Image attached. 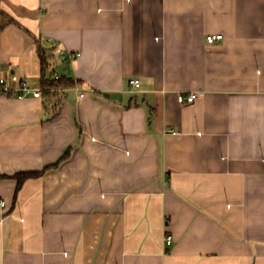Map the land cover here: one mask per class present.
Masks as SVG:
<instances>
[{
    "label": "crops",
    "instance_id": "obj_1",
    "mask_svg": "<svg viewBox=\"0 0 264 264\" xmlns=\"http://www.w3.org/2000/svg\"><path fill=\"white\" fill-rule=\"evenodd\" d=\"M1 9L0 78L42 90L34 37L76 86L0 94V264H264V0Z\"/></svg>",
    "mask_w": 264,
    "mask_h": 264
},
{
    "label": "trees",
    "instance_id": "obj_2",
    "mask_svg": "<svg viewBox=\"0 0 264 264\" xmlns=\"http://www.w3.org/2000/svg\"><path fill=\"white\" fill-rule=\"evenodd\" d=\"M1 1L0 0V15L2 18V24L0 27V31L10 23H16L15 20L10 18L2 9H1ZM33 39L37 42L38 46V53L41 58V65H42V75L40 78V85L42 88V97L44 96V105L45 111L50 115V119L58 116L61 107V98L60 92L66 88H73L76 86L75 82L68 78L67 76H56V74L52 73L48 75L50 65L48 59L46 57V47H44L40 42L33 37ZM68 156V152L65 153L60 160L53 164L45 167L42 172H23L19 173L15 176V179L18 181V190L23 186L25 181L33 178H38L43 176L49 170L56 168L62 163Z\"/></svg>",
    "mask_w": 264,
    "mask_h": 264
},
{
    "label": "built area",
    "instance_id": "obj_3",
    "mask_svg": "<svg viewBox=\"0 0 264 264\" xmlns=\"http://www.w3.org/2000/svg\"><path fill=\"white\" fill-rule=\"evenodd\" d=\"M223 39V35H209L207 36V40L209 42H214V41H218V40H222ZM61 56L63 59H67L70 62H75L78 58V54H68L66 52H61ZM13 81H15L16 83L18 82V86L13 87L9 82L7 78H0V94L4 95V96H8V97H16L19 99H23L29 95H32L35 98H41L42 97V91L40 89H35L33 88L27 81H18L17 78H13ZM130 85L135 87V88H139L141 86V82L139 80H130ZM79 91V89H78ZM85 96V94H81L80 97L83 98ZM198 97V94H190L187 97V101L189 103H193L196 101ZM169 133L173 134V135H181L180 132L177 131H170ZM6 205L5 201H1L0 202V206H4ZM167 246H171L173 243L172 237L168 236L167 240H166Z\"/></svg>",
    "mask_w": 264,
    "mask_h": 264
}]
</instances>
